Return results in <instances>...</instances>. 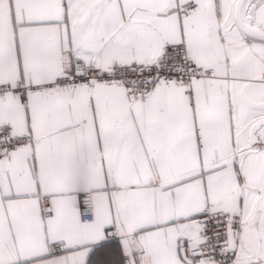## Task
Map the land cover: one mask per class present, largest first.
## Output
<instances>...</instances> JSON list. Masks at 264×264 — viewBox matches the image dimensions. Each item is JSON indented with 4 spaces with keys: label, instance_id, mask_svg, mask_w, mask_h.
Masks as SVG:
<instances>
[{
    "label": "snow or ice",
    "instance_id": "1",
    "mask_svg": "<svg viewBox=\"0 0 264 264\" xmlns=\"http://www.w3.org/2000/svg\"><path fill=\"white\" fill-rule=\"evenodd\" d=\"M0 264H264V0H0Z\"/></svg>",
    "mask_w": 264,
    "mask_h": 264
}]
</instances>
